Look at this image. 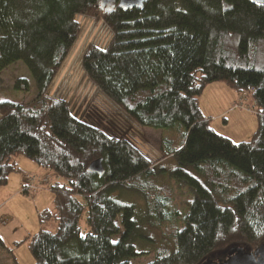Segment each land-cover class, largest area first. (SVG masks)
<instances>
[{
    "label": "trees",
    "instance_id": "16d2710c",
    "mask_svg": "<svg viewBox=\"0 0 264 264\" xmlns=\"http://www.w3.org/2000/svg\"><path fill=\"white\" fill-rule=\"evenodd\" d=\"M77 14L111 30L107 45L83 51V71L134 122L161 131L163 157L196 173L170 172L191 193L185 211L127 138L45 95L78 35ZM15 61L36 94L26 104L0 99V187L22 173L17 157L56 177L54 212L40 219L53 217L55 229L31 235L32 264H131L148 253L136 248L147 240L144 221L160 235L145 264H214L264 247L263 0H146L126 10L102 9L100 0H0V71ZM212 82L251 95L257 125L247 140L215 132L200 111L197 97ZM98 158L101 176L86 171ZM120 191L142 198L140 216Z\"/></svg>",
    "mask_w": 264,
    "mask_h": 264
},
{
    "label": "rangeland",
    "instance_id": "374dc122",
    "mask_svg": "<svg viewBox=\"0 0 264 264\" xmlns=\"http://www.w3.org/2000/svg\"><path fill=\"white\" fill-rule=\"evenodd\" d=\"M76 20L79 23L78 35L45 95L65 100L70 112L78 119L99 126L111 134H120L127 138L153 162V170L157 176L172 185L175 208L180 212L185 211L186 202L191 200V193L187 188L174 183L170 172L180 168L194 176H197L196 173L187 165L179 166L172 157H163L160 149L161 131L138 125L89 79L81 68L80 56L91 43L98 46L107 45L111 37L110 29L104 21L94 16L77 14ZM18 79L26 80L28 85L26 91L14 87ZM35 94L34 81L21 61H15L0 71V99H11L26 104L34 99ZM238 97L236 98L234 90L222 82L206 85L197 97L200 111L208 118L210 127L233 142L247 140L257 125L251 95L243 93L242 105L233 107L235 102H239ZM229 106L230 111L225 113ZM15 160L25 175L41 177L48 174L51 182L56 180L53 174L44 172L24 157H17ZM22 173L11 174L7 184L0 187V237L5 245V248L0 247V264H32L33 260L28 250L31 235L39 228L53 231L56 225L53 217L40 221L45 211L50 214L54 212L52 194L48 189L50 185L37 184L35 191L23 192ZM118 194L121 201L133 203L137 207L138 216L142 214L141 197L125 191ZM84 217L83 214L80 220L82 229L85 225ZM140 218L143 221V218ZM141 226L148 241L140 237V243L136 244V248L144 247L143 250H147L148 253L131 259V264L149 262L153 256L151 246L160 240L156 229L151 228L145 221Z\"/></svg>",
    "mask_w": 264,
    "mask_h": 264
},
{
    "label": "water",
    "instance_id": "95a60500",
    "mask_svg": "<svg viewBox=\"0 0 264 264\" xmlns=\"http://www.w3.org/2000/svg\"><path fill=\"white\" fill-rule=\"evenodd\" d=\"M145 1L146 0H100V7L102 9H112L117 5L125 10L130 8L140 9ZM86 171L98 176L103 175L101 159L98 158L91 161L88 164ZM214 264H264V247L257 248L254 254L234 255L224 261L216 262Z\"/></svg>",
    "mask_w": 264,
    "mask_h": 264
},
{
    "label": "built area",
    "instance_id": "2783aa9c",
    "mask_svg": "<svg viewBox=\"0 0 264 264\" xmlns=\"http://www.w3.org/2000/svg\"><path fill=\"white\" fill-rule=\"evenodd\" d=\"M107 28H109V27H107ZM110 34H111V30H110ZM91 44H95V43H91ZM81 56H80V59H81ZM243 99H244L243 98V93H240V96L238 97V101L239 102L238 103L235 102L233 107H237L238 105H242L241 102L243 101ZM53 177L56 179L55 176H53ZM48 178H50L48 174L42 175L41 177H37V176H34V175H29V174H26V175L24 174L23 182H22L23 183V187L26 190H28V191H35L37 184H38V186L39 185H45L46 183L48 185H50L51 184V180H49Z\"/></svg>",
    "mask_w": 264,
    "mask_h": 264
},
{
    "label": "crops",
    "instance_id": "0c3cea01",
    "mask_svg": "<svg viewBox=\"0 0 264 264\" xmlns=\"http://www.w3.org/2000/svg\"><path fill=\"white\" fill-rule=\"evenodd\" d=\"M238 97V94L236 93V98ZM229 108H230V106L227 108V110H225V113H226V111H230L229 110ZM233 111V110H232ZM5 186V185H4Z\"/></svg>",
    "mask_w": 264,
    "mask_h": 264
},
{
    "label": "bare ground",
    "instance_id": "6f19581e",
    "mask_svg": "<svg viewBox=\"0 0 264 264\" xmlns=\"http://www.w3.org/2000/svg\"><path fill=\"white\" fill-rule=\"evenodd\" d=\"M205 261V260H204Z\"/></svg>",
    "mask_w": 264,
    "mask_h": 264
}]
</instances>
